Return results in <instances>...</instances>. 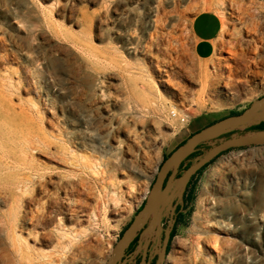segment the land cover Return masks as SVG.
<instances>
[{"label":"rangeland","instance_id":"1","mask_svg":"<svg viewBox=\"0 0 264 264\" xmlns=\"http://www.w3.org/2000/svg\"><path fill=\"white\" fill-rule=\"evenodd\" d=\"M206 9L223 29L198 60ZM262 94L264 0H0V264H104L163 157ZM190 189L162 264H264V145L226 150Z\"/></svg>","mask_w":264,"mask_h":264},{"label":"water","instance_id":"2","mask_svg":"<svg viewBox=\"0 0 264 264\" xmlns=\"http://www.w3.org/2000/svg\"><path fill=\"white\" fill-rule=\"evenodd\" d=\"M262 121H264V94L253 100L243 111L207 124L177 145L161 162L144 206L136 213L132 222L114 243L104 264L118 262L124 249L145 222L149 221L147 230L159 229L164 210L165 215H168L178 203L183 207V195L191 178L221 152L233 147L264 145V129L238 132L240 129L258 125ZM228 133L229 135L226 136ZM201 144L209 146L202 149L199 147ZM200 149V153L193 158H188ZM183 162L184 165L189 162V165L181 167ZM168 240L169 231H167L162 251L155 264L163 263Z\"/></svg>","mask_w":264,"mask_h":264},{"label":"flooded vegetation","instance_id":"3","mask_svg":"<svg viewBox=\"0 0 264 264\" xmlns=\"http://www.w3.org/2000/svg\"><path fill=\"white\" fill-rule=\"evenodd\" d=\"M188 189H189V185H187V188L184 192L183 201H185V197L188 193ZM146 197L144 200H142L139 203V205L136 208V211L134 212V215L128 221L125 227L121 230L120 234L118 235V238L132 222L136 213H138V211L144 206ZM181 213H184L183 207H181V205L178 203L173 209V211L169 212L168 215H165V210L162 212L161 226L159 227V229L147 230L149 226V221L145 222L137 230L135 237L130 241L128 246L124 249L123 255L120 257V259L116 264H155L158 259L159 253L162 251V247L167 231H169V240L166 246V253H165L166 256V254L169 251L171 241L175 235L174 233L176 232L177 226L180 222Z\"/></svg>","mask_w":264,"mask_h":264},{"label":"crops","instance_id":"4","mask_svg":"<svg viewBox=\"0 0 264 264\" xmlns=\"http://www.w3.org/2000/svg\"><path fill=\"white\" fill-rule=\"evenodd\" d=\"M222 29V18L214 10H201L192 17L190 31L193 39V53L198 60H207L215 54ZM190 190L189 186L187 194ZM186 203L187 199L184 201L183 211Z\"/></svg>","mask_w":264,"mask_h":264},{"label":"bare ground","instance_id":"5","mask_svg":"<svg viewBox=\"0 0 264 264\" xmlns=\"http://www.w3.org/2000/svg\"><path fill=\"white\" fill-rule=\"evenodd\" d=\"M217 44V43H216ZM218 47V46H217ZM204 67V66H203ZM157 71H158V73L160 74V81H161V84L162 85H164V83H167V84H170V79H169V73L168 74H166V72H165V69L164 68H161V67H157ZM163 71H164V74H162L163 73ZM202 71H203V69H202ZM204 72V71H203ZM164 75L166 76V77H164ZM131 79V84H132V86H131V88H130V90L132 91L131 93V95H133V97H134V102H138V103H140V104H142V105H144L146 102L148 103L149 101H150V95H149V92H148V90L146 89V85L144 84V85H138V83H137V81H136V79L135 78H130ZM207 84V83H206ZM157 102V101H156ZM130 103H132V102H130ZM156 104H158V103H156ZM133 106V105H132ZM138 106V105H137ZM130 107V106H129ZM158 107V106H157ZM141 108V107H140ZM146 109H148V108H146ZM136 110V109H135ZM149 110V109H148ZM182 120V119H181ZM32 138H34V137H32ZM28 139V138H27ZM36 141V140H35ZM115 141V140H114ZM6 154V153H5ZM8 154V153H7ZM1 160V159H0ZM0 163H2L1 161H0ZM7 167V166H6ZM13 180V179H12ZM22 180V179H21ZM24 180V179H23ZM9 181V180H8ZM31 181V180H30ZM14 182V181H13ZM12 182V183H13ZM15 182H16V180H15ZM21 182H23V181H20V183ZM2 183V182H1ZM0 183V184H1ZM2 184H4V183H2ZM25 184V183H24ZM3 186V185H2ZM9 186V185H8ZM14 186L17 188L18 187V189H19V187L21 186V184H20V186H19V182H17V183H15L14 184ZM22 186H24V185H22ZM26 186V185H25ZM6 187H7V185H6ZM3 188H5V187H3ZM27 188V187H26ZM6 190L8 189V188H5ZM5 189H4V191H5ZM0 190H2V189H0ZM1 192V191H0ZM8 192V191H7ZM3 193H5V192H3ZM10 193V197H11V199L12 200H14V199H16V196H15V191H11V192H9ZM3 195V194H2ZM5 195V194H4ZM3 195V196H4ZM19 195V194H18ZM21 196V195H20ZM5 197V196H4ZM19 197V196H18ZM9 198V197H8ZM10 199V200H11ZM19 200V199H18ZM17 202V201H16ZM15 202H13V204H14ZM44 203V202H43ZM42 203V204H43ZM11 204V203H10ZM12 204V205H13ZM16 204V203H15ZM11 206V205H10ZM14 206V205H13ZM17 206V205H16ZM47 207V206H46ZM37 208V207H36ZM41 208H43V207H41ZM44 209V208H43ZM60 209V208H59ZM72 209V208H71ZM74 209V208H73ZM13 210H14V208H13ZM16 210V209H15ZM49 210V209H48ZM76 210V209H75ZM36 211V210H35ZM34 211V212H35ZM69 211V210H68ZM72 211V210H71ZM71 211H70V213H71ZM79 211H81V210H79ZM33 212V213H34ZM38 212V211H37ZM43 212H45V210L43 211ZM42 212V213H43ZM47 212V211H46ZM14 213V212H13ZM40 213V212H39ZM72 213H74V212H72ZM8 214H9V212H8ZM17 214V213H16ZM16 214H14V215H16ZM46 214V213H45ZM66 214V213H65ZM80 214V213H79ZM79 214H77V215H79ZM84 213H82V215H83ZM88 214V213H87ZM3 215V214H2ZM5 215V214H4ZM3 215V216H4ZM35 215V214H34ZM38 215V214H37ZM49 215V214H48ZM48 215H45V216H48ZM3 216L1 217V218H3ZM6 217H7V215H5ZM38 216H42V215H38ZM53 216V215H52ZM55 216V215H54ZM14 217V216H13ZM17 217H18V215H17ZM17 217H15L16 218V220L18 219ZM20 217V216H19ZM23 217V216H22ZM51 217V216H50ZM68 217H69V215H68ZM81 217V216H80ZM26 218H27V216H26ZM29 218V217H28ZM31 218V217H30ZM29 218V219H30ZM48 218V217H47ZM66 218V217H65ZM79 218V217H78ZM20 219V218H19ZM32 219V218H31ZM73 219V218H72ZM23 220H25L24 218H23ZM79 220V219H78ZM37 221V220H36ZM39 221H41L40 219H39ZM88 221V220H87ZM3 221H1L0 222V224L2 223ZM5 222V221H4ZM3 222V223H4ZM27 222V221H26ZM44 222V221H43ZM78 222V221H77ZM80 222V221H79ZM32 223V222H31ZM34 223V222H33ZM32 223V224H33ZM47 223V222H46ZM80 223H82V222H80ZM5 224V223H4ZM8 225H9V223H7ZM14 224V223H13ZM39 224H41V223H39ZM3 225V224H2ZM6 225V224H5ZM4 225V226H5ZM46 225V224H45ZM15 226H16V223H15ZM19 226V225H18ZM3 227V226H2ZM8 227V226H7ZM6 228V227H5ZM9 228V227H8ZM16 229V228H15ZM5 230V229H4ZM72 230H74V229H72ZM81 230V229H80ZM52 231V230H51ZM14 232V231H13ZM77 232V231H76ZM68 233H69V231H68ZM84 233V232H83ZM197 233V232H196ZM9 234H10V232H9ZM70 234V233H69ZM76 234V233H75ZM74 234V235H75ZM81 234V233H80ZM79 234V235H80ZM198 235V234H197ZM56 236V235H55ZM72 236V235H71ZM199 236V235H198ZM198 236L196 237V235L194 236V237H196V238H198ZM21 237V236H20ZM73 237V236H72ZM17 238V237H16ZM218 238V237H217ZM216 237H204V242L207 244V245H209V249H208V252H212V251H219L220 250V245H219V240L217 239ZM19 239V238H18ZM72 240V239H71ZM70 240V241H71ZM176 241V240H175ZM65 242H66V240H65ZM69 242V241H68ZM196 242V241H195ZM17 243V242H16ZM63 243V242H62ZM71 243V242H70ZM192 243V242H191ZM199 243H202V241H200ZM62 245V244H61ZM70 245V244H69ZM180 245H182V243L181 242H179V241H177L176 242V244H175V246H180ZM67 246H68V244H67ZM66 247V246H65ZM222 247V246H221ZM57 248V247H56ZM68 248H69V246H68ZM60 249V248H59ZM13 250V249H12ZM19 250V249H18ZM66 250H67V248H66ZM10 255H11V253H9ZM29 255V254H28ZM213 255H214V253H213ZM53 256V255H52ZM216 256H217V254H216ZM11 257V256H10ZM45 257V256H44ZM196 257L197 256H194V260H195V262H196ZM210 257V256H209ZM214 257V256H213ZM12 258V257H11ZM48 258V257H47ZM46 258V259H47ZM198 258V257H197ZM49 259V258H48ZM55 259H56V257H55ZM59 259V258H58ZM13 260V259H12ZM16 260V259H15ZM15 260H13V261H15ZM28 260V259H27ZM38 260V259H37ZM61 259H59V261H60ZM168 260L169 261H176V259L174 258V257H168ZM220 260V259H219ZM39 261H41V260H39ZM47 261V260H46ZM53 261V260H52ZM17 263V262H16ZM29 263V262H28ZM27 263V264H28ZM33 263V262H32ZM44 263H46V262H44ZM60 263V262H59ZM35 264V263H34ZM57 264V263H56Z\"/></svg>","mask_w":264,"mask_h":264},{"label":"trees","instance_id":"6","mask_svg":"<svg viewBox=\"0 0 264 264\" xmlns=\"http://www.w3.org/2000/svg\"><path fill=\"white\" fill-rule=\"evenodd\" d=\"M237 113H239V112H231V113H229L228 115H231V114H237ZM251 128H254V129H264V121H262L261 123H259L258 125H254V126H252ZM193 133V132H192ZM229 135V133L228 134H226V136H228ZM184 141V140H183ZM183 141H181L180 143H182ZM179 143V144H180ZM178 144V145H179ZM204 144H201V145H199V147H201V146H203ZM223 152H225V151H223ZM223 152H221L219 155H221ZM199 153V150L198 151H196V152H194V153H192L188 158H191V157H193V156H195V155H197ZM168 155V154H167ZM166 155V156H167ZM219 155H217L213 160H211L209 163H207L206 165H204L202 168H200L198 171H197V173L191 178V180H190V182H189V186L193 183V180H194V178L208 165V164H210L211 162H213ZM166 156H164L163 157V160L165 159V157ZM162 160V161H163ZM189 165V162L188 163H186L185 165H184V162L181 164V167H186V166H188ZM192 198V194H191V191H190V193L189 194H187L186 195V197H185V199H191ZM189 211H190V209L187 211V212H184V213H181L180 214V221H182L183 220V218L189 213ZM175 234V233H174Z\"/></svg>","mask_w":264,"mask_h":264},{"label":"built area","instance_id":"7","mask_svg":"<svg viewBox=\"0 0 264 264\" xmlns=\"http://www.w3.org/2000/svg\"><path fill=\"white\" fill-rule=\"evenodd\" d=\"M147 193H148V192H146V193L143 195V200H144V199H145V197L147 196Z\"/></svg>","mask_w":264,"mask_h":264}]
</instances>
